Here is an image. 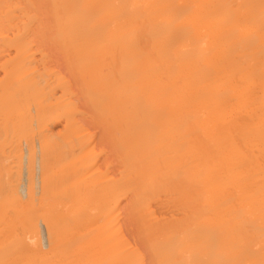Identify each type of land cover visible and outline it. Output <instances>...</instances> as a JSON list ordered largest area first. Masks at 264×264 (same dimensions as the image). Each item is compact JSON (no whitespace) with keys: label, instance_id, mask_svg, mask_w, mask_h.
I'll return each instance as SVG.
<instances>
[{"label":"bare ground","instance_id":"obj_1","mask_svg":"<svg viewBox=\"0 0 264 264\" xmlns=\"http://www.w3.org/2000/svg\"><path fill=\"white\" fill-rule=\"evenodd\" d=\"M0 69V264H264V0H0Z\"/></svg>","mask_w":264,"mask_h":264},{"label":"rangeland","instance_id":"obj_2","mask_svg":"<svg viewBox=\"0 0 264 264\" xmlns=\"http://www.w3.org/2000/svg\"><path fill=\"white\" fill-rule=\"evenodd\" d=\"M1 70V69H0ZM1 73H2V71L0 72V75H1ZM58 126H61L59 123L58 124H56V125H53L52 126V128H53V130H57L58 129Z\"/></svg>","mask_w":264,"mask_h":264}]
</instances>
